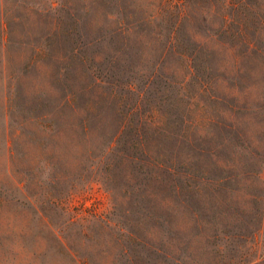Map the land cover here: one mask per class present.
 <instances>
[{
  "label": "rangeland",
  "instance_id": "obj_1",
  "mask_svg": "<svg viewBox=\"0 0 264 264\" xmlns=\"http://www.w3.org/2000/svg\"><path fill=\"white\" fill-rule=\"evenodd\" d=\"M33 1L40 9L53 2L56 9L43 12L40 18L33 14L30 34L44 30L53 18L61 22L62 31H69L72 20L60 5L72 12L78 11L82 3ZM150 1L118 0L140 6ZM210 1L215 5L208 0L192 3L207 7L206 24L216 26L218 19L213 13H218L219 3ZM212 8V15L207 17ZM101 11L100 6L89 12L100 16ZM15 15L23 17L17 8L8 9L5 17ZM197 24L205 22L197 19L185 24L188 34L206 47L195 62L204 67L210 60L220 61L222 67L195 72L181 68L180 61L172 56L165 70L169 87L149 84L141 96L138 113L131 114V127L160 133L165 127L144 122L145 114L151 107H165L167 130L196 136L200 144L212 146L211 154L203 152L197 159L190 158L187 165L192 175H182L180 180L141 178L139 174L126 177L120 172L130 167L127 164L114 169L113 176H105L101 134L112 127L104 121L109 109L85 105L87 99L98 98L107 89L106 84L96 92L93 87L86 88L92 79L90 68L98 65L103 71L108 64L109 52L103 42L83 45L90 36L78 38L66 32L77 43L82 41L78 44L79 54L85 57L81 65L77 57L72 60L67 46L55 39L48 47L39 37L37 44L46 51L51 49L50 55L34 61L26 73L20 68L32 54L30 47L14 44L8 47L10 57L0 56V264H132L130 258L135 264H165L145 248L131 244L125 228L130 225L148 240L183 255L188 264H209L210 260L220 264L255 260L264 264V71L257 68L251 55L235 56L227 44L220 46L216 37H207L202 28H196ZM21 27H12L16 37L24 35ZM239 45L236 43L234 52L241 49ZM62 67L64 71H59ZM135 82L140 85L138 79ZM64 84L76 96L74 111L57 105ZM212 94L216 96L214 102ZM134 98L133 94L125 95L124 111L133 106ZM41 109L50 112L53 122L49 126L28 120L29 110L34 115ZM84 116L91 125L86 139L80 128ZM174 183L179 185L180 198L196 208L208 228H215L208 231L215 236L196 238L191 249L193 257L188 260L179 250L180 244L183 248L189 242L183 232L192 228L187 215L182 217L181 209H176L180 211L176 220L182 232L179 239H174L169 230L176 220L170 226L163 223L168 229L164 233L162 219L153 225L142 205L136 203L140 197L168 200ZM211 215L220 220L214 223ZM223 228L227 235L218 231ZM123 247L126 252H122Z\"/></svg>",
  "mask_w": 264,
  "mask_h": 264
},
{
  "label": "trees",
  "instance_id": "obj_2",
  "mask_svg": "<svg viewBox=\"0 0 264 264\" xmlns=\"http://www.w3.org/2000/svg\"><path fill=\"white\" fill-rule=\"evenodd\" d=\"M81 1L78 11L71 12L70 9L66 11V5H60L61 10L66 12L72 20L69 31H62L61 22L53 18L49 23L47 21L48 26L44 30H36L35 34H30V28L34 25L31 16L36 14L40 18L43 12L56 9L54 3L51 2L50 7L40 9L35 6L33 0H0V56L2 59L10 57L8 47L14 44L30 47L32 54L29 56L28 62L20 68L22 73H26L34 61L45 60L50 55L49 50L51 49L46 51L37 44L39 37L48 47L54 45L55 39L60 44L67 46L66 49L72 60L77 57L81 65L85 62V57L79 54L78 50V44L82 41L77 43L70 33L78 38H82L83 34L90 36L83 45L102 44L103 42L109 52L108 58H106L108 64L103 71L98 65L90 68L92 79L86 88L93 87V92H96L97 88L106 84L107 89L102 90V93L97 96L98 98L90 97L87 99L85 105L109 109L104 121L112 127L101 134V141L104 146L101 157L104 156L106 160L105 167H103L105 176H113V170L125 164L130 165V167L126 170L122 169L120 173L126 177L139 174L141 178L180 180L179 177L182 175L191 176L192 173H190L187 165L190 158L197 159L203 152L211 154L212 146L200 144L196 136L167 130L165 107L163 109L151 107L147 110L148 114H145L146 120L144 122L165 127L160 133L155 132V130L153 133H147L138 127H131V114L138 113L141 96L149 84L153 83L158 86L162 84L164 89L169 87V75L165 70L172 56L177 57L181 68L187 67L195 70V72H202L205 67L211 68L212 71L222 67L220 61L212 63L210 60L204 67L195 62L197 54L203 52L206 47L201 42H197L193 35L188 34L185 24L195 23L197 19L205 22L202 26L197 24L196 28H202L207 37H212V35L216 37L220 46L227 44V49L235 53L237 57L251 55L258 63L256 64L257 68L264 71V0H216L219 3L218 13H213L212 8L207 14V17L212 13L216 16L218 19L216 26L206 24L208 20L204 16V12H207V7L199 8L201 5L199 3L196 7L192 0H177L178 2L175 0H151L143 6L135 2L121 4L118 0H110V2L109 0L103 2L98 0ZM208 2L215 5L214 1L208 0ZM100 6L103 10L100 16H97L95 12L92 14L89 12L94 8L100 9ZM13 8L22 11L24 21L23 17L17 15L5 17L8 9ZM87 13L90 14L86 16ZM249 20L251 21L250 25H248ZM16 26H22L24 31L22 37L14 35L12 27ZM236 43L240 44L241 49L234 52ZM76 53L79 56H76ZM64 68H60L59 71H64ZM133 75H137V77ZM137 79L140 81L139 86L135 82ZM183 82L184 80L179 85H182ZM126 94H133L135 100L133 106L124 111L122 99ZM210 98L214 102L215 94H212ZM178 99L182 101L180 96ZM57 105L59 108H70L73 111L77 107L74 91L67 84H64L62 88V95ZM31 111L29 110L28 120H34L36 124H40L42 127L49 126L53 122L49 111L41 109L34 115ZM155 111L160 112V114H156ZM155 118L157 119L156 122L154 121ZM80 126L83 137L86 139L91 127L86 116L82 117ZM126 127L127 129H125ZM178 188L179 185L174 183L168 200H149L140 197L136 203L138 202L143 206L140 208L145 209V216L152 220L151 222L155 226L159 224L158 218L162 219V225L164 222H168L170 226L171 222L176 220L178 211L176 209H181V212H178L182 214V217L186 218L187 215L186 220L192 228L190 230L185 229L183 232L185 233L184 237L188 238L189 242L183 248L180 244L179 250L184 253L188 260V258L192 259L193 257L191 249L196 238L208 239L215 236L212 234L215 228H208L209 224H206L198 216L196 208L191 207L188 201L180 198ZM167 207L169 208L166 209ZM150 208L152 209L151 212ZM162 210H165L164 214H161ZM166 210H169L167 214ZM216 216L211 215L214 223L220 220ZM125 228L128 231L131 244L145 248L148 253L161 258L162 263L188 264L184 261L183 255L172 252L164 244L148 240L137 227L130 225ZM180 229L181 227L176 220L175 227L169 230V236L179 239L182 232ZM167 230V227L164 228L163 225V232L167 233ZM210 230H212L211 233L208 232ZM218 231L224 235H227L226 232H228L225 228ZM239 236L242 237L243 234L241 233ZM202 247L205 248V245ZM126 251L127 249L123 247L122 252ZM204 251L206 254L207 251ZM128 257L130 258V255ZM130 259L132 264H135L134 259ZM210 261L209 264H220L217 260ZM258 262L251 260L241 264H258ZM222 264H230V262L225 261Z\"/></svg>",
  "mask_w": 264,
  "mask_h": 264
},
{
  "label": "crops",
  "instance_id": "obj_3",
  "mask_svg": "<svg viewBox=\"0 0 264 264\" xmlns=\"http://www.w3.org/2000/svg\"><path fill=\"white\" fill-rule=\"evenodd\" d=\"M262 203L264 204V202H262ZM121 232H122V230H121ZM124 232H126V231L124 230ZM127 236H128V233H127ZM118 240H121V237H119Z\"/></svg>",
  "mask_w": 264,
  "mask_h": 264
}]
</instances>
